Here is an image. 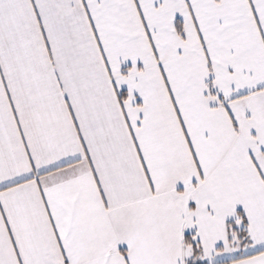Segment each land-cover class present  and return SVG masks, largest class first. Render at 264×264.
<instances>
[{
	"label": "snow or ice",
	"instance_id": "1",
	"mask_svg": "<svg viewBox=\"0 0 264 264\" xmlns=\"http://www.w3.org/2000/svg\"><path fill=\"white\" fill-rule=\"evenodd\" d=\"M0 264H264V0H0Z\"/></svg>",
	"mask_w": 264,
	"mask_h": 264
}]
</instances>
